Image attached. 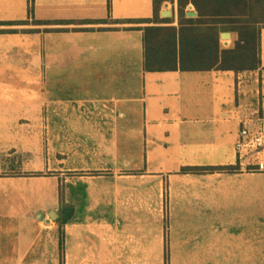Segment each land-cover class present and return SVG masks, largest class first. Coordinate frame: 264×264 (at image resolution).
<instances>
[{"label":"crops","instance_id":"obj_1","mask_svg":"<svg viewBox=\"0 0 264 264\" xmlns=\"http://www.w3.org/2000/svg\"><path fill=\"white\" fill-rule=\"evenodd\" d=\"M187 1L223 49L254 33L258 67L146 72L147 23L90 22L153 0H0L26 21L0 25V264H264V171L234 150L264 130V0Z\"/></svg>","mask_w":264,"mask_h":264},{"label":"trees","instance_id":"obj_2","mask_svg":"<svg viewBox=\"0 0 264 264\" xmlns=\"http://www.w3.org/2000/svg\"><path fill=\"white\" fill-rule=\"evenodd\" d=\"M164 0H153V16L148 19L94 20L97 23H147L141 27L143 42V70L154 71H208L233 70L236 72L254 70L259 65L258 40L254 33L242 34L230 49L219 44L215 27L204 26L201 18H187L185 7L187 0H178V26L162 25L172 22L159 17V7ZM31 3L32 0H29ZM31 12V9H29ZM21 22H0V25L24 24ZM34 24H43L34 21ZM224 167H183V171L221 170ZM64 215L55 219L58 232L61 226L71 218L72 208H65ZM167 264V256H165Z\"/></svg>","mask_w":264,"mask_h":264},{"label":"built area","instance_id":"obj_3","mask_svg":"<svg viewBox=\"0 0 264 264\" xmlns=\"http://www.w3.org/2000/svg\"><path fill=\"white\" fill-rule=\"evenodd\" d=\"M239 169L249 172L264 171V130L258 125L242 127L234 145Z\"/></svg>","mask_w":264,"mask_h":264},{"label":"water","instance_id":"obj_4","mask_svg":"<svg viewBox=\"0 0 264 264\" xmlns=\"http://www.w3.org/2000/svg\"><path fill=\"white\" fill-rule=\"evenodd\" d=\"M160 15L163 18H167V17H171L172 16V11L171 10H161L160 11ZM186 15L188 17H195L197 14L196 12H190V13H186ZM224 37H229V33L225 32V33H221V38ZM58 214L56 213L55 210H52L50 213V221H55V219H57Z\"/></svg>","mask_w":264,"mask_h":264},{"label":"rangeland","instance_id":"obj_5","mask_svg":"<svg viewBox=\"0 0 264 264\" xmlns=\"http://www.w3.org/2000/svg\"><path fill=\"white\" fill-rule=\"evenodd\" d=\"M50 186H52V183H50ZM53 230H55V231H57L58 229H57V226H56V224L54 223V225H53Z\"/></svg>","mask_w":264,"mask_h":264}]
</instances>
